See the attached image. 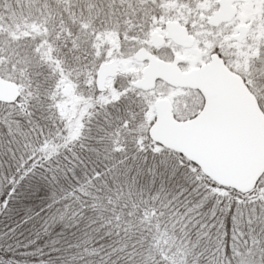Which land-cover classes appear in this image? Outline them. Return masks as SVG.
I'll return each instance as SVG.
<instances>
[{
  "label": "snow or ice",
  "instance_id": "snow-or-ice-1",
  "mask_svg": "<svg viewBox=\"0 0 264 264\" xmlns=\"http://www.w3.org/2000/svg\"><path fill=\"white\" fill-rule=\"evenodd\" d=\"M242 92L264 97V0H0V214L39 221L0 264H264V172L208 179L164 135L225 142Z\"/></svg>",
  "mask_w": 264,
  "mask_h": 264
},
{
  "label": "water",
  "instance_id": "water-1",
  "mask_svg": "<svg viewBox=\"0 0 264 264\" xmlns=\"http://www.w3.org/2000/svg\"><path fill=\"white\" fill-rule=\"evenodd\" d=\"M169 147L212 180H255L264 172V111L256 96L242 92L228 105V137L220 142L191 122L165 130Z\"/></svg>",
  "mask_w": 264,
  "mask_h": 264
},
{
  "label": "trees",
  "instance_id": "trees-1",
  "mask_svg": "<svg viewBox=\"0 0 264 264\" xmlns=\"http://www.w3.org/2000/svg\"><path fill=\"white\" fill-rule=\"evenodd\" d=\"M257 97V96H256ZM258 101L264 109V97L258 98ZM174 152V151H173ZM178 161L182 160L185 167L191 172L192 170L198 171L200 174H203L201 169L194 164L193 162L189 161L180 153L174 152ZM0 196H7L9 194V183L10 177L15 172L14 162L8 158H0ZM7 160V161H5ZM208 178V177H207ZM210 179V178H208ZM25 197H19L16 202L10 204L9 211L3 212L0 214V241L3 242L5 245H9L12 248V251L15 252V244L20 239H28L29 235L32 231L36 230V225L39 221H35L31 224L24 225L22 228L19 226L20 221L23 215V201ZM16 229L13 231V229ZM5 264H15L14 261L8 262L6 261Z\"/></svg>",
  "mask_w": 264,
  "mask_h": 264
},
{
  "label": "rangeland",
  "instance_id": "rangeland-1",
  "mask_svg": "<svg viewBox=\"0 0 264 264\" xmlns=\"http://www.w3.org/2000/svg\"><path fill=\"white\" fill-rule=\"evenodd\" d=\"M0 160H2V159H0ZM5 161H7V160H5ZM1 164H2V162H0ZM0 168H2V167H0Z\"/></svg>",
  "mask_w": 264,
  "mask_h": 264
}]
</instances>
